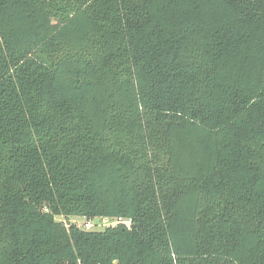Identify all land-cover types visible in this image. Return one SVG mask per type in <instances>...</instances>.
<instances>
[{
	"label": "trees",
	"instance_id": "trees-1",
	"mask_svg": "<svg viewBox=\"0 0 264 264\" xmlns=\"http://www.w3.org/2000/svg\"><path fill=\"white\" fill-rule=\"evenodd\" d=\"M0 264H264V0H0Z\"/></svg>",
	"mask_w": 264,
	"mask_h": 264
},
{
	"label": "rangeland",
	"instance_id": "rangeland-1",
	"mask_svg": "<svg viewBox=\"0 0 264 264\" xmlns=\"http://www.w3.org/2000/svg\"><path fill=\"white\" fill-rule=\"evenodd\" d=\"M55 219H56V221L64 222L67 225L74 224L75 226H77V227H79L81 229H83L82 226L85 223V219L84 218H73V219H70L68 222L64 221L61 217H56ZM89 223L91 224L92 227L88 231H97L98 232V231H102L105 226L110 225L112 222L103 221L101 219H94L92 221H89Z\"/></svg>",
	"mask_w": 264,
	"mask_h": 264
},
{
	"label": "built area",
	"instance_id": "built-area-1",
	"mask_svg": "<svg viewBox=\"0 0 264 264\" xmlns=\"http://www.w3.org/2000/svg\"><path fill=\"white\" fill-rule=\"evenodd\" d=\"M103 221H110L112 222L110 225H107V226H114V225H124L126 227H129L130 226V220H126V219H122V218H117V219H114V220H108V219H102ZM105 226V225H104ZM91 224L89 223V221H85V223L83 224L82 228L84 230H90L91 229Z\"/></svg>",
	"mask_w": 264,
	"mask_h": 264
}]
</instances>
